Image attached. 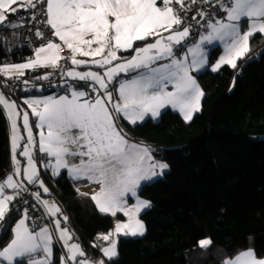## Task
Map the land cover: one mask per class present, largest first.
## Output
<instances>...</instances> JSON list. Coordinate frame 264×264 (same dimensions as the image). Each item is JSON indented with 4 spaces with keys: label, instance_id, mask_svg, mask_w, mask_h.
I'll use <instances>...</instances> for the list:
<instances>
[{
    "label": "snow or ice",
    "instance_id": "snow-or-ice-1",
    "mask_svg": "<svg viewBox=\"0 0 264 264\" xmlns=\"http://www.w3.org/2000/svg\"><path fill=\"white\" fill-rule=\"evenodd\" d=\"M159 2L162 6H157L158 0H0V24H4L9 15H14L21 8L28 11L40 5V9L33 12L30 19L35 20L36 15L41 13L46 17L38 23L50 27L53 35L66 45L70 50L72 65L93 63L101 69L106 68L103 74L75 70L64 73L74 80L86 82L84 87L89 86L88 81L94 82L91 88L96 95L92 100L81 102V98L88 93L75 90L74 85H69L72 89L71 98L63 95L59 98L49 96L24 100V104L38 118V142L29 123V113L21 112L15 101H10L0 92V106L5 110L9 123L11 153L16 165L13 174L7 175L0 182V222L5 221L12 202L21 193L29 191L28 184L38 185L44 193L49 192V188L40 179V170L33 156L38 144L41 153L55 160L54 163L49 161L44 165L46 170L51 169L53 176L60 175L61 169H67L73 179L86 178L101 185L100 190L91 196L99 212L112 216L122 212L128 217L127 222L118 221L113 230L96 237L97 240L109 242L103 247L93 244V247H100L103 257L112 260L118 256L120 236L145 234L146 227L139 219V213L151 207V201L140 199L137 189L142 181L163 176L170 166L162 160H156L149 146L130 142L126 138L127 134L118 127L116 119L122 116L136 125L149 114L153 118L159 117L161 109L171 106L179 110L186 122L191 121L193 114L200 111L201 99L205 95L196 77L192 75L193 71L199 72L208 66V56L203 47L205 43L220 41L224 45L223 55L210 66L211 71L217 72L224 65L236 69L237 61L251 51L250 38L257 33L264 37V0ZM198 2L215 9H201L196 13L200 17L197 24L206 31L198 34V43L193 42L186 50L179 47L174 51V46L182 45L192 35V26L185 25L180 13L190 11L191 5ZM173 4L179 7L174 8ZM196 16L192 18L196 19ZM243 25L246 27L242 31ZM6 26L16 28L22 25L8 22ZM163 32L169 34L165 37ZM35 35L44 38V33L38 28ZM150 37H155L154 42L134 49L137 41L144 42ZM60 49L61 44L49 40L35 49L34 59L26 63L4 64L0 66V74L9 78L16 76L18 79L24 75L25 69L55 68L61 59H65L59 55ZM106 49L107 55H104ZM129 50H134L130 59L118 55V52ZM77 55L101 58L88 61L77 59ZM161 60L170 62L153 66ZM114 61L122 62L112 66ZM129 72L138 74L131 79L116 82L118 98L113 100L109 84L119 74ZM48 78L45 75L37 79ZM23 83L27 85L29 82L24 80ZM169 84L174 86V91L167 90ZM18 120H22L26 137L20 134ZM21 141H25L22 148ZM18 149L20 155L27 159V166L23 170L24 179H14L21 175L20 161L16 159ZM68 156L81 157L80 163L70 165L66 159ZM6 189H12L13 193L6 194ZM128 194L136 197L133 207L126 206L125 197ZM31 195L44 206L50 218L59 214L65 222L68 220L60 207L42 199L40 192ZM24 203L27 204V201ZM22 212V217L11 229L10 239L0 247V264H52L53 230L58 233L57 241L62 242L66 249V253L60 257V264H104V259L93 261L87 258L79 243H70L73 234L67 227L61 228L60 219L52 221L54 229L43 226L35 231L27 223L28 208L25 207ZM212 243L211 238H204L198 241V246L207 249ZM40 253H43L42 258H39ZM222 264H264V251L258 253L254 247L249 246L239 250L232 258L223 260Z\"/></svg>",
    "mask_w": 264,
    "mask_h": 264
},
{
    "label": "trees",
    "instance_id": "trees-1",
    "mask_svg": "<svg viewBox=\"0 0 264 264\" xmlns=\"http://www.w3.org/2000/svg\"><path fill=\"white\" fill-rule=\"evenodd\" d=\"M15 19L16 13L9 15L0 28ZM9 46L8 35H0V61L33 53ZM250 49L236 69L226 65L217 72L210 66L221 50H212L208 66L196 74L205 95L191 121L171 108L156 120L150 117L136 125L120 120L131 139L149 144L156 159L170 167L139 188L152 204L141 214L145 234L120 236L118 256L104 258V264H222L249 246L264 251V37L254 35ZM3 77L0 74V83L8 92ZM9 133L0 106V180L12 170ZM44 176L86 255L93 261L103 258L93 244L108 243L96 237L113 230L114 217L100 213L88 193L77 191L78 180L66 172ZM20 216L17 199L5 218L0 244L10 238ZM204 238L213 241L207 249L198 246ZM57 255L58 248L53 264H59Z\"/></svg>",
    "mask_w": 264,
    "mask_h": 264
},
{
    "label": "crops",
    "instance_id": "crops-1",
    "mask_svg": "<svg viewBox=\"0 0 264 264\" xmlns=\"http://www.w3.org/2000/svg\"><path fill=\"white\" fill-rule=\"evenodd\" d=\"M157 6H162L161 4H160V2H159V0H158V5ZM12 7H17V5H12ZM20 10H22V8L20 9ZM18 12V11H17ZM16 12V13H17ZM8 21V20H7ZM6 23V22H5ZM11 23H13V21L11 22ZM0 25H2V24H0ZM181 28L183 27V26H180ZM244 27H246V25H243V27H242V31H243V28ZM174 30H175V26H174ZM53 33V32H52ZM163 34V36H167L169 33L168 32H163L162 33ZM252 38V37H251ZM251 38H250V47H251ZM154 39H155V37H150L147 41H144V42H141V43H138L137 45H136V43L134 44V49L135 48H137V47H142V46H144V44L145 43H152V42H154ZM53 42H55V43H58V44H61V48L62 47H66V45H64L63 44V42L62 41H60L59 40V38L58 37H55V36H53V38L51 39ZM138 42V41H137ZM185 42V41H184ZM183 42V43H184ZM197 43L199 42V37H198V40L196 41ZM47 43V42H46ZM45 43V44H46ZM183 43H182V45H183ZM42 45H44V44H42ZM181 45V46H182ZM192 44H190V46H191ZM41 46V45H40ZM180 45H176V46H174V51H175V49L176 48H178ZM190 46H188V47H190ZM93 47H97V45H93ZM111 47V45H109V48ZM204 47V50H205V52H206V54H207V56H208V61H209V57H210V54L213 52L212 50L215 48V47H218V48H220V50H221V52H220V54H219V56L216 58V60H215V62H213V64H215L216 62H217V60L219 59V57L221 56V55H223V53H224V45H223V43L222 42H220V41H214L212 44H207V43H205V45L203 46ZM67 48V47H66ZM186 48L187 47H184V49L186 50ZM68 49V48H67ZM69 50V49H68ZM107 51H108V49H106V51H105V53H104V55H107ZM69 53H70V50H69ZM59 55L61 56V49L59 50ZM118 55L119 56H121L123 59H130L131 57H132V55H134V50H129V51H127V52H124V51H121V52H118ZM70 57V56H69ZM35 58V51L30 55V56H27L26 58H22V59H17V60H15V61H7L6 59H1V61H0V66H3L4 64H20V63H26L28 60H30V59H34ZM101 57H99V56H97V57H83V56H79V55H77V59H83V60H88V61H91V60H93V59H100ZM189 59H191V55L189 54ZM239 61V60H238ZM237 61V64L239 63ZM119 62H122V61H114L113 62V65L112 66H114L116 63H119ZM168 62H170L169 60H161V61H158L157 62V64H155V65H153L154 67L155 66H158L159 64H164V63H168ZM209 64V63H208ZM212 64V65H213ZM224 66H226V65H224ZM224 66H222V67H224ZM106 67H110V66H106ZM221 67V68H222ZM35 69H41L42 70V72L41 73H38V74H40L41 75V77H43V76H45V75H48V76H50L51 74H52V69H53V67H37V68H35ZM35 69H25L24 70V75L23 76H26V75H28V74H30V72L32 73V72H34V70ZM204 69V68H203ZM203 69H201V70H203ZM68 70H75V71H78V72H87V71H94V72H98V73H100V74H103V72L104 71H106V68L105 69H101V68H99L98 66H96L95 64H93V63H89L88 65H80V66H76V65H70L69 66V68H67V71ZM200 70V71H201ZM199 71V72H200ZM37 74V75H38ZM138 74V72H129V73H127V74H124V73H121V74H119L117 77H115V79L113 80V82H111L110 84H109V91H112V93H113V100H116L117 98H118V92H117V90H116V87L118 86V85H116V82L117 81H121V80H124V79H131L132 77H134V76H136ZM196 74H197V72L196 71H193L192 72V75L193 76H195L196 77V80H197V82L199 83V81H198V78H197V76H196ZM199 85L201 86V84L199 83ZM98 87V86H97ZM201 88H202V86H201ZM203 89V88H202ZM168 91H174V86L173 85H171V84H169L168 85V89H167ZM77 91H85V90H83V89H81V90H77ZM203 91H204V89H203ZM0 92H2L3 94H4V96L7 98V99H9L10 101H14L13 99H11L12 98V96L6 91V90H4V91H1L0 90ZM86 92V91H85ZM100 92L101 93H103V90L101 89L100 90ZM63 95H68L69 96V98H71V92H69V93H52V92H46V93H38V94H22L21 95V100L20 101H18V100H16L15 98V102H16V104H19L18 105V107H19V110L21 111V112H23V111H27L28 113H29V123L32 125V128H33V135H34V138L37 140V142H38V139H39V131H40V129H38L37 127H36V124L38 123V118L37 117H35L33 114H32V112H31V109L26 105V104H24V100L25 99H40V98H44V97H49V96H52V97H56V98H59L60 96H63ZM204 97V96H203ZM203 97H202V99H201V106H202V104H203ZM94 99V98H93ZM83 100H92V98L89 96V94L87 95V96H85V97H83V98H81V102H83ZM3 108V107H2ZM109 108L111 109V106L109 105ZM168 108H171L172 110H174V111H176V112H178L179 114H181L180 112H179V110L178 109H173L171 106H166L165 108H163V109H161V112H163L165 109H168ZM4 112H5V110H4ZM196 114V112L193 114V116ZM182 115V114H181ZM183 116V115H182ZM151 117V115L149 114V115H147L146 117H145V119L146 118H150ZM160 117V116H159ZM159 117H157V118H159ZM123 117L122 116H120L119 118H117L116 119V123H117V125H118V127H120L121 129H122V126H121V124H120V120L122 119ZM151 118H153V117H151ZM144 119V120H145ZM153 119H155L156 120V118H153ZM126 120V119H125ZM143 120V121H144ZM128 121V120H127ZM129 122V121H128ZM18 125H19V127H20V134L22 135V136H24V137H26V131H25V129L23 128V125H22V120H18ZM123 130V132L125 133V131H124V129H122ZM9 132H10V128H9ZM74 132H75V130H74ZM45 133H46V128H45ZM10 134V133H9ZM126 138L130 141V142H132V143H137V144H144V145H147V146H149L150 147V145L149 144H147V143H142V142H139V141H136V140H134V139H131L128 135L126 136ZM24 143H25V141H21V148L23 147V145H24ZM10 144H11V140H10ZM11 146V145H10ZM37 152H40L39 150H38V144H37V148L33 151V156H34V159H35V161L37 162V158L35 157L36 156V154H37ZM45 154V153H44ZM153 154V153H152ZM46 155V161L44 162V164L42 165V166H40V165H38V162L36 163V165H37V168L40 170V179H42L43 181H44V184H45V186H47L48 188H49V192L48 193H44L43 192V190H42V188H40L38 185H36L35 187H34V192H40V194H41V198L42 199H44V200H47V201H49V204H52L53 202L56 204V205H58L59 207H60V209H61V211H62V213H63V215H65V216H67L68 217V214L67 213H65V212H63V210H62V208H61V206L59 205V203H58V201L55 199V197L53 196V195H51L50 193H51V186L49 185V183L47 182V180H46V178H45V172L47 173H50L51 175H52V172H51V169H45V167H44V165L46 164V163H48L49 161H51L52 163H54L55 162V160H54V158H52V157H49V156H47V154H45ZM11 156H12V153H11ZM153 156H154V154H153ZM155 157V156H154ZM16 159H18L19 161H20V168H21V175L19 176V177H14V179H24V173H23V170H24V168L27 166V159L25 158V157H23V156H21L20 155V151H19V149L17 150V153H16ZM66 159L68 160V162H69V164L70 165H72V164H79L80 163V159H81V157H79V156H76V157H73V156H68V157H66ZM83 159H85V160H87V157H84ZM155 159H156V157H155ZM157 160V159H156ZM159 160V159H158ZM165 162V161H164ZM15 167H16V165L14 164V161H13V159H12V170H11V172L8 174V175H10V174H13V172H14V169H15ZM168 170V169H167ZM167 170H165V172L167 171ZM63 172H66L68 175H69V173H68V170L67 169H61L60 170V174L61 173H63ZM58 176H60V175H58ZM159 177V176H158ZM158 177H155V178H158ZM6 178V177H5ZM4 178V179H5ZM155 178H153V179H155ZM4 179H2V180H0V182H2ZM77 180V179H76ZM26 182V181H25ZM148 181H142L141 182V185H140V187L143 185V184H145V183H147ZM77 185H78V189H79V191H80V193H88L89 195H90V197L92 196V195H94L96 192H98L99 190H100V187H101V185H99V184H97V183H94V182H92V181H90V180H88V179H86V178H82V179H78V181H77ZM139 187V188H140ZM139 188L137 189V195H138V197L140 198V199H143V200H148V199H145V198H143L141 195H140V191H139ZM13 193V190L12 189H6V194H9V195H11ZM18 199V197L12 202V204L10 205V209H11V207L13 206V204H15V202H16V200ZM125 200H126V206L127 207H133L134 205H135V203H136V197H132L131 196V194H128V196H126L125 197ZM149 201V200H148ZM92 202H93V204L95 205V207L97 208V206H96V204H95V202L92 200ZM41 205V204H40ZM152 205V204H151ZM41 207V209L43 210V212L46 214V216L48 217V221L46 222V223H44V224H42L41 226H39L37 229H34V228H32L30 225H29V227H30V229H33V230H35V231H39V228L40 227H43V226H48L50 229H54V225H53V223H52V221L53 220H55V219H60L61 220V228H64V227H67L68 229H69V231L72 233V231H71V227L68 225V220L65 222L64 220H63V218L59 215V214H57V216L56 217H52V218H50L48 215H47V213H46V211H45V209H44V206L43 205H41L40 206ZM97 210H98V208H97ZM146 210H148V208H144V209H142L141 211H140V213H139V219L140 220H142L143 221V219H142V213L144 212V211H146ZM108 215H110V214H108ZM110 216H112V215H110ZM7 217V216H6ZM5 217V218H6ZM114 217V225H113V228L112 229H114V227H115V224L119 221V222H127V220H128V217H126L122 212H117V214H116V216H113ZM21 217H18L16 220H15V222H17L19 219H20ZM14 222V223H15ZM14 223H13V225H12V227H11V229L14 227ZM143 223H144V221H143ZM145 224V223H144ZM6 225V223L5 222H0V235H1V232H2V229H3V227ZM73 234V233H72ZM11 235H12V233H11ZM11 237V236H10ZM57 237H58V233L56 232V231H54L53 230V241H54V243H53V246H52V257H51V261H52V264H53V262H54V259L56 258V256H54L55 254H56V250H57V248L59 249V255H57L58 256V259H59V264H60V257L62 256V255H64L65 253H66V249L63 247V245H62V242H58L57 241ZM131 237H133V236H131ZM138 236H135L134 238H137ZM10 239V238H9ZM8 239V240H9ZM7 240V241H8ZM6 241V242H7ZM5 242V243H6ZM5 243H3V244H0V247H3L4 246V244ZM70 243H79L80 245H81V247H82V244L80 243V241L78 240V238H76L74 235H73V240L72 241H70ZM109 243V242H108ZM105 246H107V245H105ZM83 248V247H82ZM84 250V249H83ZM103 254V253H102ZM43 257V253H40L39 254V258H42ZM232 258V257H231ZM78 259H80L79 257H78ZM229 259V258H228ZM92 260V259H91ZM2 264H7V262H2Z\"/></svg>",
    "mask_w": 264,
    "mask_h": 264
},
{
    "label": "built area",
    "instance_id": "built-area-1",
    "mask_svg": "<svg viewBox=\"0 0 264 264\" xmlns=\"http://www.w3.org/2000/svg\"><path fill=\"white\" fill-rule=\"evenodd\" d=\"M40 7V5H37V9H29L28 11H24L22 9L16 13L15 24L22 26L16 28H0V35H8L10 45L9 47L11 49L17 51L28 50L34 52L35 49L40 45L45 44L53 38V30H51L50 27L46 26L43 23H38L39 21L46 19V17L43 16L42 13L37 14L35 20L30 19L31 14L38 11ZM173 7L178 8L179 5L173 4ZM201 9L215 11V9L211 7V5L198 2L191 5L190 11L180 13V15L184 17L185 25L192 26V35L186 38L185 42L182 45L183 47L190 46V44L197 40L198 34L205 33L206 31L204 28L197 24V20H200V17L196 16V13ZM193 16H196V19H193ZM201 23H204V21H201ZM37 28L44 33L43 39L38 38L35 35V31ZM69 56V50L66 47H62L61 57H65V59H61L58 62V66L52 69V74L48 79H36V71L32 73L30 72V75L28 77L20 76L18 79L16 78V76H13L12 78L5 76L3 77L5 88L13 98L20 101L22 94H44L46 92L69 93L72 90L71 88H69V85H74L75 90L83 89L93 99L96 93L92 91L91 85L94 82L88 81L87 85L89 86L84 87L83 85H85L86 82L74 80L64 74L67 71V68H69V66L71 65ZM24 80H27L29 83L25 85L23 83ZM35 157L37 158L40 166H42L46 161V155L44 153L37 152ZM27 187L29 191L23 192L20 196H18V203L22 210L25 207L28 208L29 220L27 221V223L32 228L37 229L39 226L48 221V217L41 209V205L31 195V193H34L33 184H28ZM24 201H27V204H25ZM33 205H35V207H32Z\"/></svg>",
    "mask_w": 264,
    "mask_h": 264
},
{
    "label": "rangeland",
    "instance_id": "rangeland-1",
    "mask_svg": "<svg viewBox=\"0 0 264 264\" xmlns=\"http://www.w3.org/2000/svg\"><path fill=\"white\" fill-rule=\"evenodd\" d=\"M7 46H8V45H5V47H7ZM8 48H9V47H8ZM0 90H1V91H4V88H2L1 83H0ZM11 99H13L14 101H16L13 97H12ZM17 105H19V104H17ZM202 105H203V104H202ZM201 108H202V106H201ZM37 162H38V161H37ZM37 162H36V163H37ZM38 165H39V163H38ZM20 217H21V216H20ZM103 234H106V233H103ZM107 244H108V243H107ZM107 244H106V245H107ZM118 247H119V241H118V245H117V250H118ZM118 254H119V253H118ZM87 258H89V257L87 256ZM104 258H105V257H103V258L101 257V259H104Z\"/></svg>",
    "mask_w": 264,
    "mask_h": 264
},
{
    "label": "water",
    "instance_id": "water-1",
    "mask_svg": "<svg viewBox=\"0 0 264 264\" xmlns=\"http://www.w3.org/2000/svg\"><path fill=\"white\" fill-rule=\"evenodd\" d=\"M38 77H41V75H37V76H36V79H37Z\"/></svg>",
    "mask_w": 264,
    "mask_h": 264
},
{
    "label": "clouds",
    "instance_id": "clouds-1",
    "mask_svg": "<svg viewBox=\"0 0 264 264\" xmlns=\"http://www.w3.org/2000/svg\"><path fill=\"white\" fill-rule=\"evenodd\" d=\"M44 164V163H43Z\"/></svg>",
    "mask_w": 264,
    "mask_h": 264
}]
</instances>
